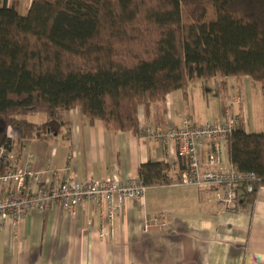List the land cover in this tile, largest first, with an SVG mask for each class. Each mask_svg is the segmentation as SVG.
<instances>
[{"label": "trees", "instance_id": "trees-1", "mask_svg": "<svg viewBox=\"0 0 264 264\" xmlns=\"http://www.w3.org/2000/svg\"><path fill=\"white\" fill-rule=\"evenodd\" d=\"M248 76L264 94V0H31L24 14L0 0V149L8 127L39 137L43 113L78 107L109 130L138 131V109L193 79ZM229 164L253 172L252 201L264 186V132L239 120L226 144ZM167 164L138 166L146 186L172 180Z\"/></svg>", "mask_w": 264, "mask_h": 264}, {"label": "crops", "instance_id": "crops-1", "mask_svg": "<svg viewBox=\"0 0 264 264\" xmlns=\"http://www.w3.org/2000/svg\"><path fill=\"white\" fill-rule=\"evenodd\" d=\"M236 95L238 123L242 120L248 132H264V94L248 76L191 80L185 91L139 107L137 132L109 130L78 107L60 110L48 123L43 113L27 116L44 124L39 137L21 140L20 130L8 127L10 164L21 166L31 154L32 169L49 182L67 174L80 181L114 174L125 180L138 176V166L148 161L166 163L172 181L147 186L141 203L126 202L110 238L98 235L104 212L93 201L83 202L74 214L58 206L45 214L29 211L16 226L7 222L0 230V264H264V186L252 201L225 210L214 190L179 184L185 159L177 156L174 143H159L145 133V128L177 127L186 116L197 124L211 122ZM210 150L206 141L202 156ZM154 214L165 215L145 222Z\"/></svg>", "mask_w": 264, "mask_h": 264}, {"label": "built area", "instance_id": "built-area-1", "mask_svg": "<svg viewBox=\"0 0 264 264\" xmlns=\"http://www.w3.org/2000/svg\"><path fill=\"white\" fill-rule=\"evenodd\" d=\"M239 103V96H233L222 116L211 122L197 124L191 116H186L177 127L145 128L147 137L159 143H174L177 156L185 159L177 182L214 190L218 202L228 211L238 209L241 193L253 192L257 180L253 172L237 171L225 159L228 138L238 125L234 106ZM206 141L211 143V150L203 157L202 146ZM11 156V150L0 149V230L7 222L11 227L16 226L29 211L45 214L53 206H58L64 212L74 214L76 207L83 202L93 201L104 212L98 235L110 238L116 214L128 201L141 203L147 187L139 176L120 180L115 174L84 181L67 174L49 182L39 171L32 169L31 154L18 167L10 164ZM52 170L58 171L56 168ZM164 215H151L145 222H156Z\"/></svg>", "mask_w": 264, "mask_h": 264}, {"label": "rangeland", "instance_id": "rangeland-1", "mask_svg": "<svg viewBox=\"0 0 264 264\" xmlns=\"http://www.w3.org/2000/svg\"><path fill=\"white\" fill-rule=\"evenodd\" d=\"M11 0H7V3H10ZM27 1L28 0H17V2H19L18 4V11L19 13L21 14H24L26 9H27ZM213 94V90L211 89H208L207 92H206V98L208 100L209 103L214 104V101H215V98L213 97L214 95Z\"/></svg>", "mask_w": 264, "mask_h": 264}]
</instances>
